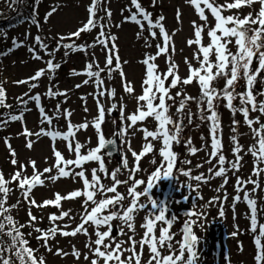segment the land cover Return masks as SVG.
<instances>
[{"label": "snow or ice", "instance_id": "obj_1", "mask_svg": "<svg viewBox=\"0 0 264 264\" xmlns=\"http://www.w3.org/2000/svg\"><path fill=\"white\" fill-rule=\"evenodd\" d=\"M17 0H11V3H16ZM38 3L39 0H34ZM158 0H152L153 6ZM199 18V23L196 20L191 21L193 38L187 40V45L193 47L192 58L189 60L184 58V63L187 65V75L181 77L179 74V65L174 61L175 46L173 36L175 32L169 34L165 28L163 21L164 16L160 15L153 19L151 12L147 11L140 0H130V7L126 6L122 11H127L128 16L124 17L125 22L135 23L140 31L137 32V38L143 39L146 47L151 48V40H155V54L145 53L144 58L140 61L145 66L144 78L142 81V94L134 95V87L126 81V74L123 71L121 58L118 54V47L115 44L116 37L111 35L107 30L112 26L110 19L112 16L111 10L107 7V0H90L86 7L87 17L82 26L76 31L69 33L67 36L59 35L53 37L56 40L55 47L49 46L45 40L37 35L33 38L34 46L28 48V52L34 60L41 61L45 67L35 70L34 74L26 79L13 81L16 85H25L29 91L17 97V103L20 105V110L16 113H9L4 116L0 113V127L6 126L10 122L24 120V113L27 110L29 102H33L40 113V123L47 124L49 127H41L39 131L32 132L26 126L20 135L26 138V148L32 149L34 141L30 139L35 136L49 137L53 141L52 154L54 163L50 167H46L40 171L34 160L28 161L27 164L20 163L16 151L10 144V138L5 137L4 143L9 150L11 157L10 163L16 168V171L6 178L0 171V264H46L43 255H37L38 249L30 246L28 237H31L33 232L37 235L35 239L40 241V247L48 252H53V247L50 244L57 235L63 237H75L82 234L87 237V242L84 247L86 252L81 253L79 249L73 246L71 255L80 260L81 256L87 264H142V256L145 246L149 252L147 264H198L199 253L197 245L199 238L193 231V225L196 220H186L182 227V238L173 244L174 234L170 232V228L176 217H166V209L163 205H159L156 200L148 195L151 189L155 186V182L159 180H168L173 175V170L176 168L179 160V154L173 151V144L179 145L183 142L188 153L195 155L197 152L204 150L207 154L206 163L212 164L208 168L209 175L203 173L192 176L191 169H177L182 175L197 182L193 188L196 191L200 183H207L212 177H222L223 183L216 189L220 192L228 182L227 173L229 171L238 172L241 166L243 157L240 155L244 151L243 146L238 140V126L240 121L232 120L231 136L232 147L231 152L234 157L228 160L223 153V143L220 134V117L217 111L219 103L224 102V107L227 108L233 116L240 113L243 117L244 124L252 133L253 139L256 141L250 145L247 152L253 156L252 175L259 177L264 173V122H261V117H264V0H185ZM259 5V9L255 5ZM252 9L246 15H243L240 10L242 8ZM135 11H132V9ZM234 10V11H233ZM56 11L53 8L46 13L45 21ZM103 16H99L100 12ZM231 14H225V13ZM37 10L34 9L31 23L39 30L41 25L35 15ZM182 12L180 9L176 11V19L178 23H182ZM211 17V19H210ZM120 27L121 25H115ZM97 34L92 43L77 44L75 39H79L83 33H91L96 30ZM147 31L148 36L143 33ZM205 35L207 42L205 43ZM72 41V42H63ZM13 48L8 49V53L24 46L23 42H18L15 39L12 41ZM97 46L105 52L104 67H100L96 62L95 56L91 61L86 62L82 72L73 70V75H85L82 83H92L97 88V92L93 93L96 96L97 115L90 121L79 125H73L70 122L72 113L67 109H61L60 104L56 105L55 113L62 114L67 123V129L63 132L55 130L53 125V116L48 115L45 108L42 106V96L40 93H33V90L39 86L41 78L47 76L49 86L43 94L48 98L58 96H67L66 91L54 90V85L51 84L54 78L53 73L60 68V64L55 62V54L61 49L87 52L88 49H93ZM44 53L41 55L40 53ZM8 53L0 52V56ZM44 56L49 59L45 60ZM165 57L166 71L160 72L159 66L155 63L158 57ZM192 61L196 62V66ZM123 63H127L126 61ZM95 68V70H93ZM113 72H118L124 81V91L134 96L136 100V108L132 113H126V108L123 104L119 106L113 102L111 107L105 109L100 97L107 95L114 98L116 93L114 89L104 87V79L102 73L107 74L109 80L112 79ZM242 82V83H241ZM5 81H0V107L11 108L12 106L6 103L7 91L4 87ZM257 84L260 85L257 90ZM195 86L198 89L197 95H191L187 92V86ZM81 84L76 85L77 88ZM180 90L172 94L174 89ZM238 89H242L239 90ZM239 100V106L234 104V101ZM195 104L198 113H194L190 109V105ZM175 108V113L171 109ZM87 111V108H85ZM113 111L120 113V125L115 136L121 138V141L126 145V153H131L133 163L130 166L127 159V154L121 156L120 166L113 170H109L106 166L105 155L111 156V152L104 150L113 145L112 139H106L102 133V125L106 120V114H111ZM252 113H259L253 117ZM199 115L202 122H209V138H204L202 148L193 146L191 138L185 141L181 140V133L185 127L184 120L189 124ZM148 118L155 121V130H149L147 127H137ZM116 121L113 120V124ZM93 127L97 134V146L90 148L86 153L82 152L86 146L76 142V132L87 127ZM259 125V127H255ZM132 130L143 133L141 151L137 152L132 149L127 136ZM151 138V139H149ZM61 139L67 142V149L73 153L74 159H66L63 154L55 148V141ZM153 141L160 142L161 147L158 150L160 157L159 162L152 160L155 170L147 175V181L136 179V174L141 171L140 161L147 154L155 150ZM74 145V146H73ZM210 148V151L208 150ZM213 161L216 163L213 164ZM90 162H95L97 167L90 170L86 165ZM183 164L189 165L190 160H183ZM227 165V167L225 166ZM18 166V167H17ZM31 166L33 169L31 175H26V169ZM196 168L202 167L197 164ZM77 169H79L77 171ZM122 169L128 170V178L126 180L119 179ZM55 170V175H52ZM90 171V176H89ZM49 174V175H45ZM72 178L82 184V188L75 189L66 195L59 192L53 194L52 199H46L41 203H37L32 196V191L38 186H45V181L55 183L61 178ZM107 178L111 184L103 183V179ZM126 195L122 194L118 188L121 185H129ZM146 187L143 191H137L140 185ZM15 184L22 195V199H18L15 204L8 205V199L13 189L10 185ZM247 184H252L254 187L251 192H255L260 187L258 180L242 179L236 177L235 191L236 196L233 201L239 202L243 192V201L247 203L251 210V231L255 232L257 227L256 219V200L252 199L249 191L245 190ZM189 187H193L189 185ZM144 196L148 198V203L152 209H158L156 214L149 212L144 217V222L140 224V229L143 230L142 235L137 232L135 225V214L147 208V204L141 203L140 198ZM99 197V199H97ZM197 197L199 192L197 191ZM82 198L81 209L78 213L79 222H76V216L73 215L71 209L64 210L62 201L75 200ZM187 199V197H186ZM221 198L213 197L205 206L211 205ZM223 199H227L225 193ZM128 201L125 204V201ZM21 203H25L27 207L28 220L26 223H19L12 215L14 209L18 210ZM57 208V213L48 215L49 227L43 229L37 226L38 218L32 213L31 208ZM219 215L224 217L225 212L222 205H219ZM186 216L201 217L204 213L189 211ZM67 219L70 223H58ZM113 221H119L113 224ZM73 223L75 226L73 227ZM162 226L159 230V235L155 234L156 224ZM167 225V227L163 226ZM260 235L255 237L254 243L257 247V253L254 257L256 264H264V247L261 246V237L264 236V225H260ZM30 228L31 231L25 233L23 229ZM91 229V231H89ZM104 229V230H102ZM238 233L233 232L236 236ZM140 236V239L136 237ZM7 237V239H5ZM123 237V238H121ZM139 246V251L137 250ZM161 249H166L167 254L162 253ZM128 255H125V254ZM178 253V254H177ZM55 254L58 256H67L68 252L63 249L56 248Z\"/></svg>", "mask_w": 264, "mask_h": 264}, {"label": "rangeland", "instance_id": "obj_2", "mask_svg": "<svg viewBox=\"0 0 264 264\" xmlns=\"http://www.w3.org/2000/svg\"><path fill=\"white\" fill-rule=\"evenodd\" d=\"M22 0H17L16 3H11V0H0V22L9 21L15 15L17 11L19 15H23V19L19 20L12 26L3 27L0 26V52L8 53L9 48H13L12 41L15 39L18 42H23L24 46L19 48H14L13 51L7 55L0 56V81H5L4 87L7 91L6 103L11 105V108L0 107V113L7 116L9 113L16 114L20 110V105L17 103L16 98L22 96L23 93L28 92L29 89L25 85H16L13 81L26 79L33 75L35 70L45 65L38 60H34L32 55L28 52L29 47L34 46L33 38L37 35L41 36L46 43L49 44L50 48L55 47L56 40L53 37L59 35L67 36L69 33L76 31V29L82 26V23L86 21L87 12L86 7L90 0H39L38 3L32 2V7L30 10L27 9L28 5L21 3ZM218 2H223V0H218ZM142 6L149 12L152 13L153 19L162 15L165 17L163 24L169 34L175 32L173 36L175 53L173 55L174 61L179 65V74L181 77L187 75L188 69L187 65L184 63V58L187 57L189 60L192 58L193 47L187 45V40L193 38L191 21L196 20L198 23L199 18L195 14L194 10L185 3V0H158V2L153 6L152 0H140ZM34 5V6H33ZM126 6L130 7V0H107V7L111 10L112 16L110 19V24L112 25L107 31L116 37L115 44L118 47V54L121 58L123 71L126 74V81L131 83L134 87V95L142 94V81L145 73V66L140 63L144 58V54L151 53L155 54V40H151L152 47L148 48L144 44L143 39L137 38V32L140 31L139 27L132 22H125L124 17L128 16L127 11H122ZM56 8V11L45 21L44 17L46 13ZM258 10L259 5H255ZM34 9L37 10L35 19L38 20L41 27L38 30L35 25L31 23L33 18ZM180 9L182 12V23H178L176 19V11ZM252 9L242 8L240 12L246 15ZM21 11V13H20ZM132 11H135L133 8ZM234 11V10H233ZM231 14L229 13H225ZM99 16H103L104 13L101 11ZM211 19V17H210ZM121 25L116 27L115 25ZM98 29L93 30L91 33H83L81 37L75 42L80 43H92ZM144 36H148L147 31L143 33ZM72 42V41H63ZM207 42V37L205 35V43ZM65 49L61 48L55 54V62L59 63L61 66L58 70L53 73L54 78L51 84L54 85V90L66 91L67 96H58L55 98H48L43 94L47 91L49 86L48 77L45 76L40 79L39 86L33 90L32 94L40 93L42 96V106L45 108L48 115L53 116L52 127L58 131H65L67 129L68 120L64 118L62 114L57 115L55 113V108L57 104H60L61 109L69 110L72 115L69 118L73 125H79L84 122H90L97 115L96 107V93L98 90L92 83L83 84L85 79H88L85 75H73V70L76 72H82L85 68V64L93 59L95 56L96 62L100 67H104L105 52L101 50L100 46L93 49H88L87 52L81 51H71L67 50L68 54L65 55ZM44 55V53H40ZM44 59H49L48 56H44ZM127 63H123V62ZM155 63L159 66V71H166L165 57L160 56L157 58ZM193 65L196 66V62L192 61ZM95 70V68L93 69ZM102 78L104 79V87L108 89L115 90V97L110 98L107 95L100 97V100L105 107V109L111 107L113 102L117 103L119 106L123 104L126 108V113H132L136 108V100L133 95H130L124 91L123 85L124 81L118 72H113L112 79L107 78L106 73H102ZM242 83V82H241ZM81 84L82 86L77 88L76 85ZM258 89L260 85L257 84ZM180 90V88L174 89L172 94ZM242 90V89H238ZM187 92L191 95H197L198 89L195 86H187ZM234 104L239 106V100L234 101ZM87 108V111H85ZM190 109L194 113H198V109L195 104L190 105ZM220 117V134L223 143V153L228 160L234 159L231 147L232 141V120L236 119L240 121L238 126V140L240 145L243 146L244 151L241 152L243 160L238 172L229 171L227 173L228 182L224 188L217 192L216 189L223 183L222 177H212L207 183H200L199 188L194 191L193 188L197 184L196 181L189 179L181 174L179 171L176 173V168L173 170V175L168 180H159L155 182V186L148 193L152 199L156 200L159 205H163L166 209V217H176L174 220L170 232L174 234L173 244L176 241H180L182 238V232L179 230L180 226L184 224L186 220H196V224L193 225V231L195 235L199 238V243L197 245L199 253L198 264H256L254 259L257 253V247L254 243L255 237L260 235V225H264V173L259 177L252 175L253 170V156L247 152L250 145L256 143L252 137V133L249 128L244 124L243 117L240 113H236L235 116L224 107V102L221 101L217 108ZM171 112L175 113V108L171 109ZM253 117L259 115V113H252ZM41 117L38 109L33 102H29L27 105V110L24 113V120L10 122L6 126L0 127V171L3 172L6 178L10 177V174L16 171L11 163V157L9 155V150L5 146L4 138H10V144L12 148L16 151L17 157L20 163L27 164L28 161L34 160L36 166L40 171L44 168L50 167L55 161L52 154L53 141L49 137H31L34 141L33 148H26V138L20 133L26 126L32 132H37L41 127L48 128L47 124L40 123ZM113 120L116 121L113 124ZM261 122H264V117H261ZM200 126L197 127L196 125ZM120 125V113L119 111H113L111 114H106V120L102 125V133L106 139L110 138ZM184 131L187 138H191L192 143L197 145V148H202L204 144V138H209V133H206V126L209 122H202L199 115L193 119L191 124L184 120ZM137 127H147L149 130H155L156 123L153 119L148 118L142 124H138ZM259 127V125H255ZM182 137V135H181ZM119 138V148H120V159L114 157L111 160H107L106 166L111 171L119 166L121 161V156L126 153V145H124ZM128 141L131 144L133 150L139 152L142 149V144L145 142L143 140V133L140 131H135L134 135L132 130H130L127 136ZM151 139V138H149ZM183 141V139H181ZM210 140V138H209ZM185 141V140H184ZM76 142H79L86 147L82 149V152L86 153L88 149L97 146V134L95 129L89 125L86 129H81L76 132ZM55 148L60 151L66 159H74L73 153L69 152L67 149V142L57 139L55 142ZM155 144V150L152 153L147 154L140 161L141 171L136 174V179H142L147 181V175L155 170L157 165L152 163L155 159L159 162L160 157L158 155V150L161 147L160 142L153 141ZM210 143V141H209ZM74 146V145H73ZM177 145H173V151L177 153ZM180 152L182 153V159L190 160L195 166L201 164L200 168H192L189 165L183 163L182 167L184 170L191 169V175H197L200 173L209 175L208 168L212 167V164L206 163L207 154L206 151L201 150L195 155H191L188 151H185V146L183 142L179 144ZM210 151V148L208 149ZM129 165L133 163V158L131 153H126ZM216 162L213 161V164ZM227 167V165H225ZM18 167V166H17ZM90 170L93 167H97L95 162H90L86 165ZM79 169H77L78 171ZM33 169L28 166L25 174L31 175ZM52 175H55V170ZM46 176L49 174H45ZM128 170L122 169L119 179L126 180L128 178ZM90 176V171H89ZM239 176L242 179H252L258 180L260 187L253 193L251 189L254 187L252 184H247L245 190L249 191L252 199L256 200V219L257 227L256 231H251V210L247 203L243 201V192L239 193L241 200L239 202L233 201V197L237 195L235 191L236 177ZM103 183L111 184V181L107 178L103 179ZM129 185H121L118 190L126 195L127 187ZM192 185L193 187H189ZM10 187L13 192L10 193L8 199V205L15 204L18 199H22V195L16 185L12 184ZM146 187L140 185L137 191H143ZM82 188V184L73 180L72 178H61L55 183L51 181H45V186H38L32 191V196L35 198L37 203H41L46 199H52L54 193H61L66 195L72 190ZM197 191L199 192V197H197ZM225 193L227 194V199H223ZM219 196L221 199L211 205L205 206L209 200L213 197ZM187 197V199H186ZM99 199V197H97ZM127 200L124 202L127 204ZM141 203L147 204V208L139 211L135 214V225L137 232L142 235L143 230L140 229V224L144 222V217L152 212L156 214L158 209H152L151 205L148 203V198L142 196L140 198ZM82 198H77L75 200L62 201V208L64 210L71 209L73 215L76 216V222H79L78 213L82 211L81 209ZM223 206L225 215L221 217L219 215L220 207ZM27 205L21 203L18 210L14 209L11 215L21 224L26 223L28 220L27 216ZM32 213L38 218L37 226L43 229H47L49 225L48 215L50 213H57L58 209L52 206L46 208H31ZM189 211H196L204 213L201 217L196 216H186L185 214ZM58 223H70L67 219L63 222ZM119 221H113V224H117ZM75 226V223L72 225ZM162 225L160 223L156 224L155 234L159 235V230ZM167 227V225H163ZM104 230V229H102ZM25 233L30 232V228L23 229ZM91 231V229H89ZM237 232L236 236L232 233ZM37 234L33 232L31 237H28L30 241V246L38 249L37 255H43L46 264H87L84 261L83 256L80 260H76L72 255L71 251L73 246L84 253L87 251L84 245L87 242V237L82 234H78L75 237H63L57 235L54 240L50 241L53 247V252H48L46 249L40 247L41 242L35 239ZM123 238V237H121ZM140 239V236L136 237ZM261 246L264 247V236L261 237ZM178 248V244H176ZM60 248L63 251L68 252L67 256H58L55 254V249ZM139 251V246H137ZM162 253L167 254L166 249H161ZM178 254V253H177ZM125 255H128L127 253ZM149 258V252L147 246H145L144 253L142 256V264H147Z\"/></svg>", "mask_w": 264, "mask_h": 264}, {"label": "water", "instance_id": "obj_3", "mask_svg": "<svg viewBox=\"0 0 264 264\" xmlns=\"http://www.w3.org/2000/svg\"><path fill=\"white\" fill-rule=\"evenodd\" d=\"M108 139H112L114 141V144L113 145H109L104 151L105 152H111V156H107L105 155V157L107 159H112L114 157L120 159V148H119V138L118 136H115L114 134L108 138ZM120 166V164H119ZM182 227H183V224L180 226L179 230L182 232Z\"/></svg>", "mask_w": 264, "mask_h": 264}, {"label": "flooded vegetation", "instance_id": "obj_4", "mask_svg": "<svg viewBox=\"0 0 264 264\" xmlns=\"http://www.w3.org/2000/svg\"><path fill=\"white\" fill-rule=\"evenodd\" d=\"M257 90H259L258 87H257ZM199 126H200L199 124L196 125L197 130H198V127ZM208 129H209V125L206 126V130H207L206 133L207 134L209 133V130ZM181 135H182L181 139H183V141L188 139L187 136H186V134H185V131L184 130L182 131ZM192 144H193V146L197 147V145L195 143H192ZM177 146H178L177 147V153L179 154V160H178L177 165H176V173L179 172L177 169H183L182 164H181L182 161H183V159H182V153L180 152L179 145H177ZM185 151L187 152V149L186 148H185ZM189 166H191L192 168H196L195 165L192 162L189 164Z\"/></svg>", "mask_w": 264, "mask_h": 264}, {"label": "trees", "instance_id": "obj_5", "mask_svg": "<svg viewBox=\"0 0 264 264\" xmlns=\"http://www.w3.org/2000/svg\"><path fill=\"white\" fill-rule=\"evenodd\" d=\"M31 1L34 2V0H22V2H21V3H23L22 7H24L25 3H26L28 5L27 9L30 10V8L32 7V2ZM34 3H36V2H34ZM20 13H21V11H20ZM16 14H17V15H15L16 18L13 17L8 22L7 21L0 22V26L7 27V26H12V25H14L16 23H19V20L23 19L24 16L23 15L20 16L18 11H17ZM5 239H7V237H5Z\"/></svg>", "mask_w": 264, "mask_h": 264}]
</instances>
